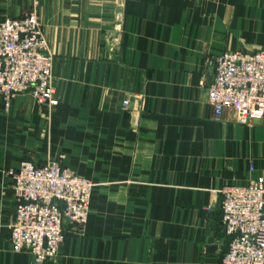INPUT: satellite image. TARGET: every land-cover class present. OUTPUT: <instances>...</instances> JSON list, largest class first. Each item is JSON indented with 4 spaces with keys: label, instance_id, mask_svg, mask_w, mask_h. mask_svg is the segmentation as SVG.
<instances>
[{
    "label": "crops",
    "instance_id": "0c3cea01",
    "mask_svg": "<svg viewBox=\"0 0 264 264\" xmlns=\"http://www.w3.org/2000/svg\"><path fill=\"white\" fill-rule=\"evenodd\" d=\"M31 8L59 102L0 96V264H219L220 190L264 178V116H216L206 86L222 51L264 50V0H0V19ZM54 158L94 187L36 262L9 243L7 170Z\"/></svg>",
    "mask_w": 264,
    "mask_h": 264
},
{
    "label": "built area",
    "instance_id": "2783aa9c",
    "mask_svg": "<svg viewBox=\"0 0 264 264\" xmlns=\"http://www.w3.org/2000/svg\"><path fill=\"white\" fill-rule=\"evenodd\" d=\"M52 66L53 56L34 8L0 19V96L5 110L22 93L31 94L41 106H56ZM206 89L216 116L230 109L241 124L263 118L264 50H224L216 55ZM7 174L16 201L9 222L11 249L30 252L36 262L54 258L65 238L64 224H85L93 181L57 159L42 164L23 159ZM220 193L228 244L219 264H264V178L225 184Z\"/></svg>",
    "mask_w": 264,
    "mask_h": 264
},
{
    "label": "rangeland",
    "instance_id": "374dc122",
    "mask_svg": "<svg viewBox=\"0 0 264 264\" xmlns=\"http://www.w3.org/2000/svg\"><path fill=\"white\" fill-rule=\"evenodd\" d=\"M53 85H54V80H53ZM55 88V87H54ZM56 94V93H55ZM58 102H59V100H58ZM55 107V106H54ZM53 107V108H54ZM53 108H51V109H53ZM54 159H57L59 162H60V159L59 158H54ZM45 163V162H44ZM61 163V162H60ZM68 167V166H67ZM70 168V167H69ZM72 169V168H71ZM73 170V169H72ZM89 178V177H88ZM89 208H90V203H89Z\"/></svg>",
    "mask_w": 264,
    "mask_h": 264
},
{
    "label": "water",
    "instance_id": "95a60500",
    "mask_svg": "<svg viewBox=\"0 0 264 264\" xmlns=\"http://www.w3.org/2000/svg\"><path fill=\"white\" fill-rule=\"evenodd\" d=\"M215 247V245L209 246V248L213 249Z\"/></svg>",
    "mask_w": 264,
    "mask_h": 264
}]
</instances>
